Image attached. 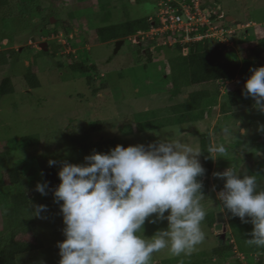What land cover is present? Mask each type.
<instances>
[{
	"label": "rangeland",
	"instance_id": "rangeland-1",
	"mask_svg": "<svg viewBox=\"0 0 264 264\" xmlns=\"http://www.w3.org/2000/svg\"><path fill=\"white\" fill-rule=\"evenodd\" d=\"M161 0H12L13 17L0 18V51L18 50L10 61L0 65V85L4 78L11 77L15 86L13 92L0 97V151L8 139L27 134H39L42 143L38 147L21 148L13 153V158L0 163V174L16 166L19 168L23 188L30 196V207L43 204L47 211L37 218L36 227L44 247L18 256V264H59L58 242L63 235V218L59 204L46 189L47 194L36 191L38 182H45L42 170L49 166L50 159L59 171L63 163L83 164L85 157L95 152L107 153L117 144L128 145L158 142L161 139L181 138L184 143L201 149L202 137L208 134L213 147L225 143L228 154L214 159L211 175L212 190L201 201L206 209L202 222L205 240L190 256H172L167 249L154 253L151 264H164L166 259H178L181 264H227L222 259H212L211 250L220 244L216 231L217 211L220 201L217 190L223 187L224 180L215 177L228 167L241 175L256 174L261 187H264V162L258 159L264 148V113L253 107L254 101L234 107L224 113L220 105L207 109L197 119L184 120L158 128H144L147 120L172 118L171 106L187 101L188 93L201 85L179 90L176 94L171 79V58L176 52V44L163 43L161 36L152 39L142 37L139 44L134 37L125 39L117 49L116 40L101 42L98 28L108 24H119L128 19L156 17ZM190 3L187 0H181ZM198 1L202 9L217 12L222 17L211 23L224 28L215 31V41L226 44L228 50H235L241 63L246 58L255 67L264 66V0H192ZM203 4H206L203 6ZM212 11V14H213ZM226 16H230V21ZM54 17V21L46 19ZM44 21V22H43ZM40 23V24H39ZM211 24V25H212ZM70 29L65 32L64 26ZM214 25V24H213ZM240 25V26H239ZM236 26V27H235ZM58 27V31L55 28ZM149 31V30H148ZM229 32V33H228ZM31 37V39H29ZM35 38V40H33ZM161 38V40H155ZM149 40H154L152 43ZM62 45L58 50L52 42ZM47 42L46 50L40 46ZM150 48L152 60L139 51ZM161 46V49L159 47ZM169 46V48H165ZM189 49L185 46V52ZM143 52H146L145 50ZM70 53L84 62L95 63L99 73H91L96 85L106 81L107 87L95 93L87 82V74L70 68ZM64 63L62 66L59 63ZM32 65L41 82L38 87H29L25 74ZM220 101L229 90L244 86L240 77L234 80H220ZM157 119V120H158ZM101 121L102 127L93 130L92 125ZM240 127L248 130L247 135L225 140L223 128L235 130ZM142 127V128H141ZM214 158L216 153L212 152ZM257 160L254 165H250ZM253 156V157H251ZM203 162L202 154L199 156ZM4 180L0 188V230L4 227V214L9 195L16 188ZM227 213V212H226ZM231 215V214H230ZM232 221L226 214L228 236L234 244L229 264H257L264 257V247L248 245L253 225L241 222L239 217ZM167 227V221L145 222L144 235L151 237L155 231ZM31 238L32 232L27 234ZM226 240V239H225ZM224 240V243H225ZM207 261H202L203 258Z\"/></svg>",
	"mask_w": 264,
	"mask_h": 264
},
{
	"label": "clouds",
	"instance_id": "clouds-1",
	"mask_svg": "<svg viewBox=\"0 0 264 264\" xmlns=\"http://www.w3.org/2000/svg\"><path fill=\"white\" fill-rule=\"evenodd\" d=\"M250 71L243 95L264 113V66ZM259 130L264 132V125ZM237 132L245 136L248 130L240 122L235 130L223 128L225 140L237 139ZM209 151L216 153L212 159L225 158L228 147L218 143ZM201 152L177 137L147 146L117 144L107 153L94 151L85 157L86 163H63L60 183L53 189L64 224L65 239L57 245L59 264H151L153 254L164 249L172 256H190L205 240V195L198 179L205 173ZM240 169L228 167L213 174L224 180L216 199L223 211L253 225L246 243L264 247V187L256 174L241 175ZM47 188V181L36 184L41 195ZM46 211V205H34L31 215L42 218ZM164 220L166 228L144 235L146 221Z\"/></svg>",
	"mask_w": 264,
	"mask_h": 264
},
{
	"label": "trees",
	"instance_id": "trees-1",
	"mask_svg": "<svg viewBox=\"0 0 264 264\" xmlns=\"http://www.w3.org/2000/svg\"><path fill=\"white\" fill-rule=\"evenodd\" d=\"M12 0H0V18L8 19L13 17V8L10 6ZM192 2V0H187ZM206 4H203V6ZM219 17L217 12H213L212 18L216 20ZM151 17H140L135 19H128L119 24L104 25L97 30L98 39L101 42L117 41L119 39H130L131 36L139 34L140 31H148L151 29L152 20ZM51 22L50 19H46ZM44 22V21H43ZM40 24V23H39ZM65 32L68 33L70 29L67 25L64 26ZM58 31V27L55 28ZM167 37V36H166ZM31 39V37H29ZM163 39V38H162ZM155 40H161L157 38ZM154 40H149L152 43ZM144 43V40H140L139 44ZM261 45L264 48V39L261 40ZM53 46H57V50L62 47L60 43L52 42ZM185 46L188 47V53L185 52ZM142 49L139 51L142 55H146L148 61L152 60V53L150 48H145L142 44ZM169 46H165V48ZM161 49V46L159 47ZM146 52H143V51ZM18 50L10 49L7 51H0V65H5L10 61V56L13 57L18 54ZM176 52L174 57L172 56L171 62V79L173 82L174 91L177 94L179 90L190 88L194 85H201L196 89L191 90L188 93L187 101H181L171 106L172 118L164 117L158 119V116L154 117V120H147L142 124L143 127L158 128L168 124H174L181 122L180 118L184 120H194L203 115V113L213 106L220 105L222 111L227 113L234 107L245 105L250 101H254L251 97H245L243 95L245 81L251 75V69L254 68L253 60L245 59V64L241 63L239 56L235 50H228L226 44L215 41L210 38L203 39L201 41L190 43H177ZM72 58L70 68L81 74H87V82L95 93L104 90L107 87L106 81L96 85L95 79L91 76V73H99V68L95 63H87L79 60L75 54H69ZM264 62V58L261 59ZM61 66L64 63H59ZM28 72L25 74V78L28 80L29 87H38L41 82L38 78V74L34 67L30 65ZM240 77L244 83V86L229 90L225 93L224 98L220 101V80H234ZM15 86L11 77L4 78L0 85V97L13 92ZM158 119V120H157ZM102 127V122L99 121L92 125L93 130H99ZM142 128V127H141ZM42 143L41 136L39 134H27L20 137H14L8 139L3 145L5 148L0 151V163L11 160L14 156V151L21 148L38 147ZM213 147L211 138L208 134L204 135L201 140V154L203 162L201 163L205 169L203 176L198 177L203 182L202 192L204 195L208 194L212 190L211 175L214 169V156L209 151ZM45 181L48 183V191L53 196V189L60 183L58 176V169L54 166H45L42 170ZM9 179L10 185L14 186L16 190H13L9 195L8 205L6 206V212L4 216V227L0 230V264H18V256L20 254L33 252L44 247L43 240L39 237L37 232L35 216L31 215L32 209L30 207V196L23 188L22 177L19 168L12 166L7 169L6 173L0 174V188L4 185V180ZM1 208V207H0ZM232 221H235L236 217L230 215ZM32 232L31 238L27 236ZM234 252V244L228 238L227 241L221 242L211 250V258L222 259L227 264ZM230 256V258L228 257ZM202 261H207L204 257ZM257 264H264V257L257 260ZM243 261H239L237 264H243ZM164 264H181L178 259H166ZM160 264V263H159Z\"/></svg>",
	"mask_w": 264,
	"mask_h": 264
},
{
	"label": "built area",
	"instance_id": "built-area-1",
	"mask_svg": "<svg viewBox=\"0 0 264 264\" xmlns=\"http://www.w3.org/2000/svg\"><path fill=\"white\" fill-rule=\"evenodd\" d=\"M158 5L156 17L150 18L151 29L140 32L143 38L149 35L147 37L153 39L152 35H156L161 36L165 44H186L206 38L211 39L215 37V31L224 30L218 24L211 23L212 11L207 8L202 9L198 1L190 4L181 0H161ZM222 16L223 14L219 17Z\"/></svg>",
	"mask_w": 264,
	"mask_h": 264
},
{
	"label": "water",
	"instance_id": "water-1",
	"mask_svg": "<svg viewBox=\"0 0 264 264\" xmlns=\"http://www.w3.org/2000/svg\"><path fill=\"white\" fill-rule=\"evenodd\" d=\"M54 19H55L54 17H51L50 21L53 23ZM33 40H35V38H33ZM136 40L140 41V36L139 35L136 36ZM124 41H125V39H119V40L116 41V46H117L116 51L124 43ZM46 45H47V42H41L40 43V46L42 48H44L45 50H46V48H45ZM222 189H220L219 191H221ZM215 228H216L217 231L222 232L223 237H226L227 226L225 224V215H224L223 211H218V213H217V223H216Z\"/></svg>",
	"mask_w": 264,
	"mask_h": 264
},
{
	"label": "flooded vegetation",
	"instance_id": "flooded-vegetation-1",
	"mask_svg": "<svg viewBox=\"0 0 264 264\" xmlns=\"http://www.w3.org/2000/svg\"><path fill=\"white\" fill-rule=\"evenodd\" d=\"M253 156H254L255 158H254V161H251V162H252V163L250 164L251 166L254 165L255 162H256V160H257V157H256L254 154H253ZM253 156H251V157H253ZM258 156H259L258 159L264 162V148H262L261 151H259ZM255 159H256V160H255ZM222 188H223V187H222ZM222 188H220V189H222ZM220 189H219V190H220ZM219 190H217V192H219ZM220 205H221V202H220ZM218 211H223V209L221 208V206H219ZM218 211H217V212H218ZM223 212H224L225 217H226V214L229 213V212H227V210H224ZM226 212H227V213H226ZM225 222H226V220H225ZM216 223H217V220H216ZM216 223H215V224H216ZM226 226H227V222H226ZM226 233H227V234H226V237H223L222 232H219L218 237H219V239H220V242H223L225 239H226L225 241H227V239L229 238V236H228V233H229V231H228V226H227V232H226Z\"/></svg>",
	"mask_w": 264,
	"mask_h": 264
},
{
	"label": "crops",
	"instance_id": "crops-1",
	"mask_svg": "<svg viewBox=\"0 0 264 264\" xmlns=\"http://www.w3.org/2000/svg\"><path fill=\"white\" fill-rule=\"evenodd\" d=\"M150 17H154V16H150ZM227 20L230 21V16H226Z\"/></svg>",
	"mask_w": 264,
	"mask_h": 264
}]
</instances>
